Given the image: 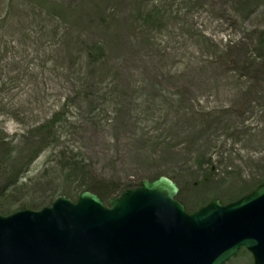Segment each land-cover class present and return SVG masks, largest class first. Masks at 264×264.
<instances>
[{"label":"rangeland","instance_id":"rangeland-1","mask_svg":"<svg viewBox=\"0 0 264 264\" xmlns=\"http://www.w3.org/2000/svg\"><path fill=\"white\" fill-rule=\"evenodd\" d=\"M160 175L190 212L264 182V0H0V213Z\"/></svg>","mask_w":264,"mask_h":264},{"label":"water","instance_id":"water-1","mask_svg":"<svg viewBox=\"0 0 264 264\" xmlns=\"http://www.w3.org/2000/svg\"><path fill=\"white\" fill-rule=\"evenodd\" d=\"M166 176L112 197L0 214V264H223L246 247L264 264V183L240 199L188 212Z\"/></svg>","mask_w":264,"mask_h":264},{"label":"bare ground","instance_id":"bare-ground-1","mask_svg":"<svg viewBox=\"0 0 264 264\" xmlns=\"http://www.w3.org/2000/svg\"><path fill=\"white\" fill-rule=\"evenodd\" d=\"M14 127V126H13Z\"/></svg>","mask_w":264,"mask_h":264}]
</instances>
